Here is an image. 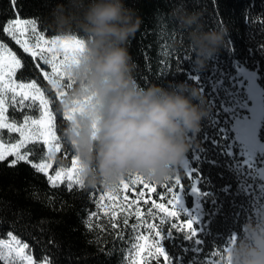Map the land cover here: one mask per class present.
Returning <instances> with one entry per match:
<instances>
[{"label": "snow or ice", "instance_id": "1", "mask_svg": "<svg viewBox=\"0 0 264 264\" xmlns=\"http://www.w3.org/2000/svg\"><path fill=\"white\" fill-rule=\"evenodd\" d=\"M9 2L15 9L17 0ZM245 23L249 28L258 25L249 33L252 46L247 52L251 64L239 58H233L227 66L216 61L208 74H201L198 69L181 64V60L191 63V49L182 58H175V71L194 82L203 95H208L216 111L199 136L198 143L202 146L188 154L178 174L151 200L150 194L156 193L155 183L139 175L130 174L129 180L104 194L86 191L75 154L65 148L63 136L57 134L52 108L63 95L54 91L52 84L64 81L62 86H71L70 79H65L67 69L78 62L85 38L75 34L47 38L36 19L21 18L15 10L0 31L32 58L38 74L50 87L46 89L35 78L17 81V71L23 68V63L6 43L0 42V162L8 161L7 166L12 168L23 162L43 174L51 188L63 186L69 193H85L93 205L91 209L87 206L83 209L82 218L86 233L94 237L89 243H95L97 250L105 255L117 250V242L123 244L120 264H184L182 256L170 252L165 241H172L174 234H180L184 241L194 245L183 252H202L205 217L223 213L224 198H231L233 213L244 207L236 202L238 197L247 202V212L256 207L257 200L264 209V70H258L257 62L252 59L257 55L264 57V12L256 13L250 23L246 9ZM159 33L166 37L160 45L163 50L160 63L164 64V57L171 55L168 41L175 39V29L169 30L161 23ZM234 52L233 46L230 53ZM15 106L22 111L35 108L38 115L25 116L17 123L8 114L9 107ZM60 116L64 122L73 119L72 115ZM5 133L16 135L6 140ZM37 143L46 145L47 150L34 162L31 159L34 150L28 145ZM58 154L61 159L69 160L67 166L58 162ZM204 164L221 168L218 177L224 179L227 173L229 182L214 191L210 178L203 174ZM137 185L141 186L138 191ZM145 189L149 198L145 197ZM133 193L135 196L130 198ZM106 236L112 238L111 248L107 246ZM49 244L59 247L51 239ZM217 255V249L203 251L200 264H217ZM205 256L211 259L206 260ZM0 264H55V258L44 250L40 257L34 258L30 244L8 230L0 234Z\"/></svg>", "mask_w": 264, "mask_h": 264}, {"label": "clouds", "instance_id": "2", "mask_svg": "<svg viewBox=\"0 0 264 264\" xmlns=\"http://www.w3.org/2000/svg\"><path fill=\"white\" fill-rule=\"evenodd\" d=\"M173 15L187 33L195 68L203 70L219 53L227 29L205 31L202 13L178 9ZM141 23L125 0H62L52 12L58 33L78 31L85 38L78 62L67 69L72 87L59 107L73 116L64 135L89 189L108 190L130 174L166 183L211 115L194 82L148 87L137 82L129 46ZM177 45L185 47L183 40ZM248 227L253 246L245 244L235 255L240 264H264V230Z\"/></svg>", "mask_w": 264, "mask_h": 264}, {"label": "trees", "instance_id": "3", "mask_svg": "<svg viewBox=\"0 0 264 264\" xmlns=\"http://www.w3.org/2000/svg\"><path fill=\"white\" fill-rule=\"evenodd\" d=\"M61 2L62 0H17L14 9L9 0H0V28L13 16V12L18 10L21 18L36 19L39 29L43 30L47 37L61 35L51 26L52 12ZM125 4L142 21L139 31L129 46V53L136 65L133 75L142 87L152 84L168 86L170 83L185 81L184 76L175 71L177 63L175 58H182L188 50L187 33L178 28L177 20L173 15V12L178 9L202 13L201 22L205 31L227 29L228 35L225 37L219 53L207 63L203 70L198 69L201 74H208L216 61H222L227 66L231 64L233 58H239L248 60L251 64L247 52V48L252 46L249 43V33L254 32L258 25L253 24L252 28L246 25L245 10L249 11V22L251 23L252 17L256 13L264 12V0H125ZM161 23L169 30L175 29V39L168 41L171 55L164 57V64L160 63L161 57H163L160 45L166 37L159 33ZM72 34L84 37V34L78 31ZM256 39L258 40L259 37L257 36ZM181 40L185 47L181 48L177 45V42ZM0 41L9 43L23 61L24 66L18 72L19 78L24 80L35 78L46 89L49 87L38 74L32 58L2 31H0ZM233 46L234 54L230 53ZM189 54L192 58L191 63H184L181 60L182 66L185 68L191 66L193 69H197L194 66L195 53L190 52ZM252 59L257 62L258 70H264V57L257 55ZM46 93L51 95V93ZM204 97L211 109V115L204 121L201 132L204 130L205 124L211 121L216 111L209 96L204 95ZM59 103L53 104L52 107L56 114L57 133L63 136L67 149V137L64 135L67 121L64 122L60 116L63 111H61ZM9 113L14 116L17 112L12 107ZM201 132L194 140L190 141L192 143L191 151L195 147L202 146L198 143ZM207 147L211 148V145H207ZM28 148L34 150V154L31 156L33 161L41 159L42 152L45 151L44 146L39 143L30 144ZM65 155L67 156L68 153ZM210 155H214V153H210ZM57 160L62 165L69 164V160L61 159L59 154ZM7 165L8 161L0 162V234L11 230L30 244L34 250V258L40 257L44 250L50 257L55 258V264H120L124 255V251L121 250L124 247L123 244L117 242V250L113 251L111 255H105L103 251L97 250L95 243H89L94 237L86 233L82 218L85 216L83 209L86 206L91 209L93 205L88 202L85 193H69L64 190L63 186L51 188L43 174L36 173L33 168L23 162H20L15 168ZM180 167L171 177L178 174ZM202 171L204 176L210 178L215 186L214 191L229 182L227 173H225L224 179L218 177L217 173L222 171L221 168L204 164ZM180 174L183 178V173ZM168 181L163 184L155 183L156 193L150 194L151 200L156 199V194L162 191V186L169 183ZM140 188L141 186L137 185V191ZM86 191L97 195L104 194L107 190L98 186L95 189L87 188ZM144 192L145 197L149 198V191L145 189ZM134 196L135 193L130 198ZM236 202L243 204L244 207L237 208L235 213H233L231 198H224L223 213H217L212 218L205 217L206 232L203 234L204 243L201 247L203 251L217 249L218 264L224 263L227 248L234 239L237 243L250 242L248 226L256 227L261 216L262 208L259 200L255 201L256 207L249 212H247V202L243 197L236 198ZM188 203L191 204V198L188 199ZM206 207L209 206L206 205ZM50 239L54 240L59 247L49 244ZM105 239L108 241L107 246L111 248L112 238L106 236ZM165 244L170 252L182 256L184 264H194V262L200 264L203 251L195 254L190 251L183 252L184 248L194 245L189 241H184L180 234H174L172 241H165ZM204 259L210 260L211 257L205 256Z\"/></svg>", "mask_w": 264, "mask_h": 264}, {"label": "rangeland", "instance_id": "4", "mask_svg": "<svg viewBox=\"0 0 264 264\" xmlns=\"http://www.w3.org/2000/svg\"><path fill=\"white\" fill-rule=\"evenodd\" d=\"M52 37H47V38H52ZM0 42H3V41H0ZM4 43H6L16 53V51L11 47V45L9 43H7V42H4ZM22 63H23V61H22ZM23 66H24V63H23ZM20 70L17 71V76H16L17 81L23 80V81L27 82L28 80H30V79L24 80V79L19 78L18 77V72ZM65 79L66 80L68 79L67 76L65 77ZM63 84H64V81H61L59 84H52V88H53L54 91L59 92V93H63V95L60 96L61 103L63 102L64 96L66 95L67 90L72 87L71 81H70V84H71L70 87H64V86H62ZM15 107H16L18 113L12 117L10 115V113H9V110H8V114H9V116H10L11 119H14L17 123H19L25 117L24 116V110L22 111L19 106H15ZM9 109H10V107H9ZM26 109H29L31 111H34L35 108H26ZM66 115H71V114H69V113L66 112ZM26 116H28V115H26ZM15 135L16 134L5 133V139L6 140L13 139ZM46 148H47V146H46ZM182 164H183V162H182ZM124 194L127 195V192H125ZM260 214H261L260 219H259L260 221L258 222L256 228H257V230H264L263 224H261L262 223L261 219L264 220V209H261L260 210ZM245 244H247L248 246H253L252 245V239L250 238V242L249 243L248 242H245V241H241V242H238L237 243L236 242V239H234L233 243L227 248L225 261L222 264H240L239 258H238L237 255H235V253H237L239 249L243 248L245 246Z\"/></svg>", "mask_w": 264, "mask_h": 264}]
</instances>
